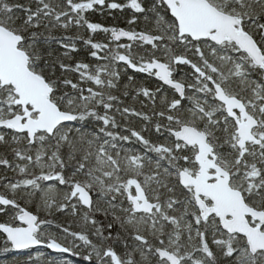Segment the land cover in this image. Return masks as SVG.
I'll return each mask as SVG.
<instances>
[{
  "label": "snow or ice",
  "instance_id": "snow-or-ice-1",
  "mask_svg": "<svg viewBox=\"0 0 264 264\" xmlns=\"http://www.w3.org/2000/svg\"><path fill=\"white\" fill-rule=\"evenodd\" d=\"M0 237L264 264V0H0Z\"/></svg>",
  "mask_w": 264,
  "mask_h": 264
},
{
  "label": "trees",
  "instance_id": "trees-1",
  "mask_svg": "<svg viewBox=\"0 0 264 264\" xmlns=\"http://www.w3.org/2000/svg\"><path fill=\"white\" fill-rule=\"evenodd\" d=\"M114 15H117L119 17V20L118 21H113L111 19L110 16H108L107 14L105 15H100L99 13L93 15L91 17V19L94 21V22H100V23H103L105 24V26H109V25H112L113 23H118L119 26L121 27H127V25L123 22L124 20V17L123 16H120L119 13H113ZM127 15V13L125 14ZM98 39H103V36H98L97 37ZM89 62H93L94 61H89ZM139 78V77H138ZM137 107H139V104L136 105ZM137 124L139 125V122H137ZM2 238V237H0ZM41 251H44V260H66L68 261V264H85V262L82 261V258L80 257H73L71 256L70 254H67V255H63V254H56V253H53L47 249H43L41 248L40 249ZM32 252V255L35 256L36 255V250H31ZM14 257H19L20 259H26L27 258V253H9L7 255L5 254H0V261H4V260H10Z\"/></svg>",
  "mask_w": 264,
  "mask_h": 264
},
{
  "label": "water",
  "instance_id": "water-1",
  "mask_svg": "<svg viewBox=\"0 0 264 264\" xmlns=\"http://www.w3.org/2000/svg\"><path fill=\"white\" fill-rule=\"evenodd\" d=\"M50 251L54 252L53 250H50ZM54 253H56V252H54ZM58 254H65L66 255L67 253H58Z\"/></svg>",
  "mask_w": 264,
  "mask_h": 264
}]
</instances>
